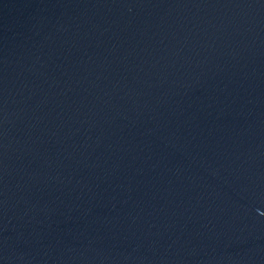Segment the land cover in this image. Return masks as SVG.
Segmentation results:
<instances>
[{
	"label": "water",
	"instance_id": "water-1",
	"mask_svg": "<svg viewBox=\"0 0 264 264\" xmlns=\"http://www.w3.org/2000/svg\"><path fill=\"white\" fill-rule=\"evenodd\" d=\"M0 264H264V0H0Z\"/></svg>",
	"mask_w": 264,
	"mask_h": 264
}]
</instances>
